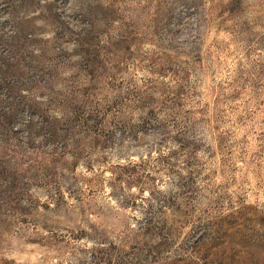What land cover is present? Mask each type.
<instances>
[{
    "label": "rangeland",
    "instance_id": "374dc122",
    "mask_svg": "<svg viewBox=\"0 0 264 264\" xmlns=\"http://www.w3.org/2000/svg\"><path fill=\"white\" fill-rule=\"evenodd\" d=\"M0 264H264V0H0Z\"/></svg>",
    "mask_w": 264,
    "mask_h": 264
}]
</instances>
